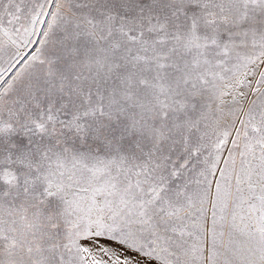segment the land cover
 <instances>
[{
	"label": "rangeland",
	"instance_id": "obj_1",
	"mask_svg": "<svg viewBox=\"0 0 264 264\" xmlns=\"http://www.w3.org/2000/svg\"><path fill=\"white\" fill-rule=\"evenodd\" d=\"M0 264H264V0H0Z\"/></svg>",
	"mask_w": 264,
	"mask_h": 264
}]
</instances>
